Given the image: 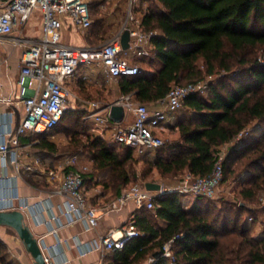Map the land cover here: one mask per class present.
Listing matches in <instances>:
<instances>
[{
	"label": "trees",
	"instance_id": "obj_1",
	"mask_svg": "<svg viewBox=\"0 0 264 264\" xmlns=\"http://www.w3.org/2000/svg\"><path fill=\"white\" fill-rule=\"evenodd\" d=\"M147 1L138 0L135 11L145 31L157 32L151 39L153 54L138 76L119 79L121 92L148 106L165 100L176 85L206 82L209 87L205 94L189 95L176 111L178 140L166 141L152 158L140 155L146 157L140 175L132 147L99 135L85 142L72 139L92 161L86 189L91 180L118 194L138 179L154 182L147 179L152 173L174 182L187 174L206 177L226 145L221 184L233 175L243 186L240 199L197 196L188 204V195L172 193L158 201L156 214L139 210L135 219L143 235L115 251L113 263L146 264L154 258L148 264H264V221L259 218L264 206H253L264 194V0H151L142 8ZM102 2L90 3L92 20ZM105 23L98 18L90 28L104 33ZM246 131L248 136L237 139ZM38 137L39 148L58 151L46 135ZM171 240L174 263L163 255ZM0 263L15 264L7 253Z\"/></svg>",
	"mask_w": 264,
	"mask_h": 264
},
{
	"label": "built area",
	"instance_id": "obj_2",
	"mask_svg": "<svg viewBox=\"0 0 264 264\" xmlns=\"http://www.w3.org/2000/svg\"><path fill=\"white\" fill-rule=\"evenodd\" d=\"M137 2L138 0H130L122 30L97 47L70 45L62 40V29L67 20L79 29L86 30L91 27L93 20L89 0H9L0 10V39L10 38L23 48L19 63L20 95L13 102L19 108L20 114L17 118L14 111H9V121L1 125L0 130V212L20 211L30 226L31 219L41 216L47 210L48 206L42 205V201L31 203L29 198L22 196L16 183L24 172L39 170L21 161V138L50 134L62 123L75 100L68 81L76 76L81 67L98 63L113 80L135 77L142 72L141 66L133 63L129 57L151 56L149 46L157 32L143 29L135 11ZM36 10L42 13V37L32 40L13 36ZM126 30L130 32L131 40L130 47L124 50L121 37ZM208 87L206 82L176 85L163 100L166 109L160 110L149 109L146 104L134 100L130 94L122 96L114 104L122 105L131 112L134 121L129 126L113 124L115 141L132 147L140 155L163 146L166 140L160 136V131L169 115L179 110L189 95L198 92L205 94ZM5 102L10 104L11 100ZM103 109L104 106L98 101L84 102L86 117L94 118L101 128H110L111 120L102 114ZM248 135L247 131L241 132L237 139ZM224 147L228 150L229 145ZM226 157L225 150L218 152L214 168L208 176L193 177L187 174L175 186L159 183L161 188L158 191L148 190L145 183H134L123 189L117 200L104 206L103 211L119 210L133 202L137 210L146 209L156 214L158 201L172 193L216 198L224 178ZM89 169L87 165H80L78 155H70L59 168L40 172L41 178L58 184L54 194L65 197L66 202L60 215L50 216L48 222L57 224L52 233L58 234L62 227V218H66L69 224L84 220L88 230L99 224L98 207L90 202L86 193L84 175ZM142 235L135 217H132L120 231L112 230L102 236L94 247L102 251H122L134 238ZM38 242L47 264H69V260L53 263L51 248L41 240ZM172 246L173 240L167 242L163 247V255L174 263ZM150 261H154V258Z\"/></svg>",
	"mask_w": 264,
	"mask_h": 264
},
{
	"label": "crops",
	"instance_id": "obj_3",
	"mask_svg": "<svg viewBox=\"0 0 264 264\" xmlns=\"http://www.w3.org/2000/svg\"><path fill=\"white\" fill-rule=\"evenodd\" d=\"M9 0H0V10L3 9ZM138 18L139 14L136 13ZM127 17V13H126ZM126 20V19H125ZM123 21L121 27L116 31L118 34L124 25ZM66 30L70 36H67L63 30ZM89 28L86 30L75 27L70 20H67L64 28L62 29V40L66 44L82 46V47H97L101 45L99 40L103 36V32L97 33ZM125 32V31H124ZM112 35L111 37H113ZM13 36L25 37L32 40H38L42 37V13L36 10L30 19L19 29H17ZM110 37V38H111ZM74 38V39H73ZM76 38V39H75ZM73 39V40H72ZM76 41V42H75ZM152 46H149L151 50ZM23 52V48L17 46L12 39H0V130L1 125H4L9 121L8 112L14 111L16 117L20 114L19 108H17L13 102L16 101L18 95H20V58ZM152 57H137L136 55H130V60L138 65H142L144 60H148ZM119 80L111 79L105 72L104 67L98 63H93L89 66L81 67L76 76L68 81V85L71 88L75 100L72 101L71 109L73 112L82 111L83 120L92 123V131L95 135L106 138L110 143H114V131L112 129L113 124H121L122 126H129L134 121V115L124 108V115L121 122H115L111 119V107L110 105L116 102L119 98L126 95L120 90L119 85L108 86L110 83L118 84ZM75 88H79V91ZM99 88V92L104 96L101 103L96 100L93 95V89ZM96 91V90H95ZM79 92V93H78ZM100 94V95H101ZM108 98L109 100L105 99ZM11 100L10 104L5 101ZM95 100L100 102L104 109L102 114H105L111 120L110 128H101L97 125L94 118H87V113L84 110V102ZM108 106V108H107ZM166 109V105L163 101H159L153 105L151 110ZM171 113L168 121L164 124L163 129L160 131V136L168 142L176 141L180 138V131L178 129V115L179 113ZM93 134V135H94ZM48 139L47 135L45 134ZM39 136V135H38ZM28 136L21 138V161L25 165H31L36 168L38 172H24L23 176L16 181L20 194L29 198L31 203H37L42 201V205L47 207V210L42 213L41 216H35L34 219L29 221L31 229L38 240L43 241L51 248L53 255V263L57 261H67L69 264H114L113 257L114 252L102 251L95 249V243L100 240L102 236H105L110 231H120L121 227L125 225L132 217L137 216L136 213H141L137 210L133 202H129L123 208L115 211L105 212L103 207L111 204L120 196L122 190L118 194L107 193L105 190L100 191L97 189V200L91 202L98 207L100 220L99 224L92 230H88L87 223L84 220L76 221L72 224L67 222L66 218H62V227L59 229L58 234L52 233V229L56 227V223L48 222L50 216L53 214L60 215L66 206L65 197L54 194L58 184L49 182L40 177V172L44 169L59 168L63 165L64 159L70 155H64L61 152H49L46 149L38 147L39 137ZM147 158H152L155 155V150L147 151ZM79 156L80 165H87L90 169L84 178H88L91 174L92 166L91 159L83 154H72ZM144 155V154H143ZM136 158L140 159L139 163L135 165V169L140 175L143 168V160L140 154L135 152ZM101 185L99 184L98 187ZM129 187V186H128ZM127 188V187H126ZM125 189V188H124ZM89 192V190H88ZM87 189L86 193L88 195ZM195 200V197L188 195V204H191ZM150 220L158 221L156 215H148ZM0 228H9L6 226H0ZM12 229V228H11ZM59 240L61 243H58ZM151 258L147 261L149 263Z\"/></svg>",
	"mask_w": 264,
	"mask_h": 264
},
{
	"label": "rangeland",
	"instance_id": "obj_4",
	"mask_svg": "<svg viewBox=\"0 0 264 264\" xmlns=\"http://www.w3.org/2000/svg\"><path fill=\"white\" fill-rule=\"evenodd\" d=\"M90 2H94L96 0H89ZM99 1V0H98ZM103 1L102 7L100 9H96L94 7V15L93 21L94 23L98 18L104 17L106 19L105 27L103 26V38L99 40L100 44L102 41L109 39L112 35L116 33V31L121 27L123 21L126 19V13L128 11L130 0H101ZM152 4V1L149 0L146 3H143L142 8H147ZM63 32L70 36L67 31L64 29ZM74 39V38H73ZM72 39V40H73ZM76 39V38H75ZM76 42V41H75ZM145 66V65H144ZM116 83H110L108 86H116ZM75 90L79 91V88H75ZM96 90V91H95ZM79 93V92H78ZM93 97L96 100H99L101 103L104 101L102 100L104 96L99 92V88L93 89ZM101 94V95H100ZM106 100H109L105 97ZM148 108L152 109L153 105L148 104ZM82 111L75 112H68L67 118L49 135H47L49 140L54 141L57 144L58 152L63 153L64 155H72V154H82L87 156L86 152H80L82 147L76 149V145L72 143V139L82 140L85 142L88 137H93L95 134L92 131V123L88 121L82 120ZM178 113V112H177ZM176 113V115H177ZM94 134V135H93ZM222 150H226L225 147H222ZM144 165V164H143ZM92 166V163H91ZM144 167V166H143ZM93 172V168L91 173ZM148 180H153L155 183H164L168 186H175L180 181L174 182V179H162L157 173H152L148 178ZM144 183V180L138 179L135 183ZM245 184V183H244ZM243 183L236 182L233 178V175L227 177L226 182L220 185L216 198H226L227 200H233L235 198H239L238 192L242 188ZM100 188V189H98ZM105 190L107 193H110L109 190L103 185L98 187V183L88 180L87 181V192L88 198L90 202L97 200L96 195L98 192ZM240 199V198H239ZM254 207L264 206V194L260 195V199L256 204H253ZM259 218L261 221H264V213L259 214ZM7 253L8 260L14 262L15 264H34V261L31 255L26 251L23 242L19 238L18 234L15 230L11 228H0V256ZM1 264V263H0Z\"/></svg>",
	"mask_w": 264,
	"mask_h": 264
},
{
	"label": "water",
	"instance_id": "obj_5",
	"mask_svg": "<svg viewBox=\"0 0 264 264\" xmlns=\"http://www.w3.org/2000/svg\"><path fill=\"white\" fill-rule=\"evenodd\" d=\"M130 40V32L129 30H126L121 37L124 50H127L130 47ZM110 107L111 119L115 122H121L124 115V107L114 103L111 104ZM145 186L150 191H158L161 188V185L155 182H146ZM0 226H6L16 231L23 242L26 251L31 255L34 264H47L39 246L38 239L30 226L26 223L25 216L22 212L17 210L0 212Z\"/></svg>",
	"mask_w": 264,
	"mask_h": 264
}]
</instances>
